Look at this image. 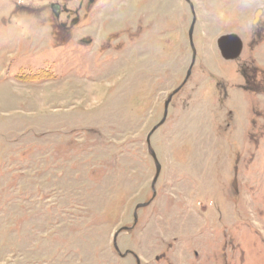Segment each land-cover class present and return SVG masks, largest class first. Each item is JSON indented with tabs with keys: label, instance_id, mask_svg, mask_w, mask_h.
I'll use <instances>...</instances> for the list:
<instances>
[{
	"label": "rangeland",
	"instance_id": "obj_1",
	"mask_svg": "<svg viewBox=\"0 0 264 264\" xmlns=\"http://www.w3.org/2000/svg\"><path fill=\"white\" fill-rule=\"evenodd\" d=\"M138 259L264 264V0H0V264Z\"/></svg>",
	"mask_w": 264,
	"mask_h": 264
},
{
	"label": "water",
	"instance_id": "obj_2",
	"mask_svg": "<svg viewBox=\"0 0 264 264\" xmlns=\"http://www.w3.org/2000/svg\"><path fill=\"white\" fill-rule=\"evenodd\" d=\"M94 1H95V0H89V2H94ZM52 8H53V10L56 12V14L59 15V13H60V12H59V11H60L59 3H53V4H52ZM193 29H194V24H192V26H191V30H190V37H191L192 44H193V40H192ZM220 42H221V44H222V46H223V49L226 50L227 53H230V54L235 53V52L237 51V49H238V45L240 44L238 38H237L236 36H233V35H226V36L222 37V38L220 39ZM193 46H194V45H193ZM194 59H195V53H194ZM193 64H194V60H193L191 66H190V68H189V70H188V72H187V75H186V78H185L184 82H186L187 79L189 78V76H190V74H191V71H192ZM183 84H184V83H183ZM183 84H182V85H183ZM182 85H181L180 87H178V88H177L172 94H170V96H169L168 99L166 100V102H165V115H164L163 119H162L157 125H155V126L153 127V129L150 131V133H149V135H148V142H149V144H150V142H151V136H152V134L154 133V131H155L160 125H162V124L165 122L166 117H167L168 107H169V104H170V102H171V100H172V97H173V95H174L178 90L181 89ZM151 153H152V156H153V158H154V160H155V162H156V175H155L154 180H153V188H154V185H155V183L157 182V179H158L159 174H160V171H161V165H160V163H159V161H158V159H157V154L154 152V150H152ZM146 204H147V203H142V204L138 205V207H141V206L146 205ZM135 220L137 221V214H136V216H135ZM125 229H127V227H125ZM118 234H119V232L116 233V235H115V237H114V246H115V248H116L117 251H120V249H119V247H118V244H117V236H118ZM128 252H129V251H127V252L124 253L123 255L128 254ZM120 253H121V252H120ZM138 264H140V260H139V259H138Z\"/></svg>",
	"mask_w": 264,
	"mask_h": 264
},
{
	"label": "flooded vegetation",
	"instance_id": "obj_3",
	"mask_svg": "<svg viewBox=\"0 0 264 264\" xmlns=\"http://www.w3.org/2000/svg\"><path fill=\"white\" fill-rule=\"evenodd\" d=\"M64 9L67 10L66 8H64ZM59 12H60V11H59ZM62 12H63V11H61V12L59 13V15H57V16H60V15L62 14ZM68 14H69V13H68ZM69 16H70V15H69Z\"/></svg>",
	"mask_w": 264,
	"mask_h": 264
}]
</instances>
